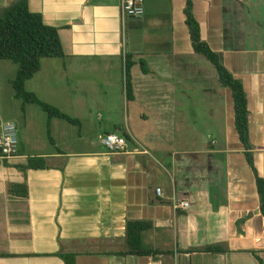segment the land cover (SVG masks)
<instances>
[{"label": "crops", "instance_id": "obj_1", "mask_svg": "<svg viewBox=\"0 0 264 264\" xmlns=\"http://www.w3.org/2000/svg\"><path fill=\"white\" fill-rule=\"evenodd\" d=\"M14 1L0 0V9ZM192 2L201 38L243 81L253 160L264 177V47L254 50L245 43L252 34L243 35L263 29L264 19H255L264 0ZM184 5L144 0L143 15L123 22L120 0L28 1L57 27L64 50L47 58V100L38 98L78 119L81 129L95 113L118 115L120 101L123 117L107 119L86 150L57 146L67 122L60 118L47 131L54 150L30 152L18 136L17 156L0 163V264H66L56 255L61 250L75 253V264H264V217L231 92L216 73L223 97H210L211 63L192 47ZM248 14L254 22L245 21ZM128 59L130 97L122 72ZM98 79L118 88L121 80L123 97H94ZM107 133L123 135L126 150L108 151L101 141ZM33 156L43 157L45 168L17 167ZM25 182L21 196L12 187ZM174 196L189 206L173 208ZM130 220L149 221L143 241L166 252L118 253Z\"/></svg>", "mask_w": 264, "mask_h": 264}, {"label": "trees", "instance_id": "obj_2", "mask_svg": "<svg viewBox=\"0 0 264 264\" xmlns=\"http://www.w3.org/2000/svg\"><path fill=\"white\" fill-rule=\"evenodd\" d=\"M29 0H15L0 10V60H10L17 65V70L10 84L14 91V97L21 99L23 103H35L47 114V131H50L52 118L64 119L67 122L79 125L78 119L70 117L56 106L47 103L32 91L26 89V82L31 79L41 68L43 58H61L64 50L59 38L57 27L44 22L41 13L33 12L28 7ZM185 24L188 28L190 41L194 51L205 57L214 67L219 84L228 88L231 92L234 108V127L247 165L250 167L255 181L259 198V210L264 217V177L259 175L253 160V145L249 138L248 100L243 81L237 78L223 63L221 53L213 50L210 45L201 38L200 26L193 14L192 0H184ZM132 62L126 60L127 83L126 93L130 97L131 83L129 70ZM21 169L45 168L44 158L39 156L29 157L27 162L17 165ZM21 196L27 195L26 182L15 184L12 187ZM151 228L149 221L130 220L126 224V249L120 254H133L150 256L156 253L166 252L154 248L143 241V232ZM205 251H219L217 247L207 246ZM66 264H75V253L59 251ZM259 264H263L259 258Z\"/></svg>", "mask_w": 264, "mask_h": 264}, {"label": "rangeland", "instance_id": "obj_3", "mask_svg": "<svg viewBox=\"0 0 264 264\" xmlns=\"http://www.w3.org/2000/svg\"><path fill=\"white\" fill-rule=\"evenodd\" d=\"M246 16V22H254V16L249 14ZM261 18L264 19V14H261L258 20H256L257 18L255 19V24H258V22L261 23V21H259ZM263 29L258 27V31L254 30L253 32L243 33V35H245L244 37H247L249 33L250 35L252 34L253 38H247L245 43L247 44L248 42H251L252 44H250V46L255 48L254 50L264 47ZM44 61V68L42 72L27 82L26 89L32 92H34L33 90H37L36 95L47 100V58ZM211 69L213 71V77L210 97H223L222 88V95L215 91L216 88L220 89V86H218L219 84L215 80L214 75H216V71L212 64ZM16 70L17 65L15 63L10 60H0V121H12L16 124L17 134L21 140L20 145H23V147L27 149L29 147L28 142H30L31 148L28 149L30 152L47 151V149L54 150L55 148L52 144H50L47 135V114L37 104L23 103L21 99L14 97V91L9 81L14 77ZM95 84L98 92L93 95L94 97H123L121 80L118 83L119 88L116 86H108L102 79H98ZM90 96L91 95H89L88 92L81 93V97ZM194 97L200 96L196 93ZM120 102L121 109L118 115L115 113L111 115L102 113L101 116H99L95 113L93 120L90 121L89 124L85 123V126H83L82 129L61 120V123L65 127V134L62 139L57 141V146L64 151L88 149L89 147L87 143L89 139L96 138L97 132L101 134L107 130L105 127L107 119H115V117H117V119H121L123 117L122 101ZM138 123L139 121H136V124ZM80 137H82V139H80Z\"/></svg>", "mask_w": 264, "mask_h": 264}, {"label": "built area", "instance_id": "obj_4", "mask_svg": "<svg viewBox=\"0 0 264 264\" xmlns=\"http://www.w3.org/2000/svg\"><path fill=\"white\" fill-rule=\"evenodd\" d=\"M121 17L124 20L137 18L144 13V0H120ZM123 88L126 92L127 71L126 63L123 62ZM102 144L110 152H124L127 148V139L118 133H107L102 137ZM18 154L17 126L12 121H0V163L9 160ZM156 193L160 195L162 190L156 187ZM173 208H187L189 202L177 197L172 199Z\"/></svg>", "mask_w": 264, "mask_h": 264}]
</instances>
